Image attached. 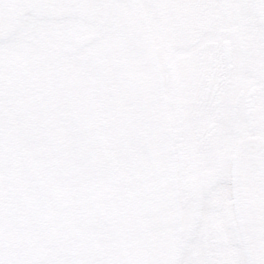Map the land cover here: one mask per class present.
I'll return each instance as SVG.
<instances>
[{
  "label": "snow or ice",
  "instance_id": "obj_1",
  "mask_svg": "<svg viewBox=\"0 0 264 264\" xmlns=\"http://www.w3.org/2000/svg\"><path fill=\"white\" fill-rule=\"evenodd\" d=\"M0 264H264V0H0Z\"/></svg>",
  "mask_w": 264,
  "mask_h": 264
}]
</instances>
